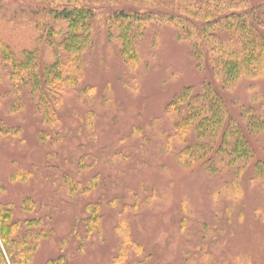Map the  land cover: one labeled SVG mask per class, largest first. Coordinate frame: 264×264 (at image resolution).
Here are the masks:
<instances>
[{
    "label": "rangeland",
    "instance_id": "1",
    "mask_svg": "<svg viewBox=\"0 0 264 264\" xmlns=\"http://www.w3.org/2000/svg\"><path fill=\"white\" fill-rule=\"evenodd\" d=\"M219 1L264 12V0H0V122L11 129L0 136V201L12 202L18 219L42 218L29 264L61 255L68 264H264V174L255 169L264 164V128L245 129L255 153L245 169L230 163L232 141L183 166L178 154L197 138L177 141L178 120L166 113L185 87L212 78L181 35L193 33L181 12ZM74 7L92 11L97 31L79 82L57 102L46 94L45 121L37 87L15 81L5 57L34 51L41 67L53 63L68 24L58 14ZM138 9L144 15L134 16ZM120 12L147 22L136 64L121 55ZM225 99L244 128L252 114L264 119V71L241 78ZM89 203L99 204L100 226L90 234Z\"/></svg>",
    "mask_w": 264,
    "mask_h": 264
},
{
    "label": "trees",
    "instance_id": "2",
    "mask_svg": "<svg viewBox=\"0 0 264 264\" xmlns=\"http://www.w3.org/2000/svg\"><path fill=\"white\" fill-rule=\"evenodd\" d=\"M235 7V3L224 1L204 7L193 3L188 5L189 9L185 8L181 12L187 15L179 19L181 26L185 21L193 31L191 36L188 27L182 29L183 39L193 46L192 54L199 67L209 68L212 73L209 81L202 82L198 87H185L166 106L167 115L170 114L178 120L175 124L176 140H186L188 134H194L197 138L196 144H190L179 152L178 159L183 166L212 158L213 154L225 151L231 141V153L234 156L230 163L237 165L238 170L245 169L250 159L255 156L245 129L249 132L260 131L264 128V119L252 114L244 128L228 111L225 93L241 78L255 77L264 71V12H259L256 8L240 11L235 10ZM231 8L234 9L230 10ZM59 13L58 16L66 19L68 24L65 36L58 42L59 49L53 63L41 67L42 62L36 61L34 51H28L23 61L15 59L11 53L5 57L12 64L15 81L22 84L29 81L37 87L35 91L48 109L44 116L45 121H50L46 115L52 107L46 94L56 93L53 99L57 102L63 93L79 82V71L76 70L81 66L93 32L97 31L93 27L92 11L87 8H64ZM144 13L145 10L138 9L134 16ZM130 17L132 16L120 12L115 19L122 41L121 55L127 63L136 64L140 60V40L147 22L138 21L144 16H136L132 20ZM10 132L11 129L0 122V136ZM255 169L258 175L264 174V164L260 161L255 163ZM25 176V172L20 171L17 178L22 180ZM3 190L0 183V193ZM33 203L26 197L22 207L24 210H31ZM87 210L90 213L87 218V232L90 234L98 231L100 227L97 225L99 204L89 203ZM41 222V217L16 218L13 203L0 201V264L31 262L40 239L38 226H41ZM48 264L68 262L61 255Z\"/></svg>",
    "mask_w": 264,
    "mask_h": 264
}]
</instances>
